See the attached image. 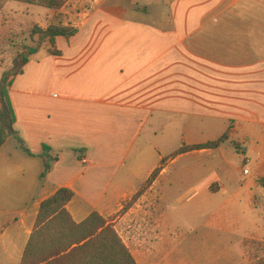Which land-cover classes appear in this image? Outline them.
Wrapping results in <instances>:
<instances>
[{
	"label": "crops",
	"instance_id": "0c3cea01",
	"mask_svg": "<svg viewBox=\"0 0 264 264\" xmlns=\"http://www.w3.org/2000/svg\"><path fill=\"white\" fill-rule=\"evenodd\" d=\"M133 2L126 10L136 15L122 16L119 0H69L62 8L69 21L61 24L76 27L77 34L57 37L59 54L32 55L14 78L15 129L35 155L47 147L55 160L41 179V157L26 154L13 137L0 148V264H21L41 202L62 187L75 193L67 208L76 222L93 211L105 218L120 212L111 221L120 234L134 210L121 211L122 201L159 166H149L145 152L168 115L189 120L193 137L187 138L195 140L189 145L225 133L262 139L264 0ZM138 13L144 19L135 18ZM201 133L212 137L197 141ZM226 145L198 152L232 154ZM132 158L130 176H121ZM217 160L205 170L218 172L228 163ZM170 165L149 187L148 192L158 184L157 203L164 200L160 184ZM205 170L190 165L181 172ZM160 219L158 204L159 224Z\"/></svg>",
	"mask_w": 264,
	"mask_h": 264
},
{
	"label": "rangeland",
	"instance_id": "374dc122",
	"mask_svg": "<svg viewBox=\"0 0 264 264\" xmlns=\"http://www.w3.org/2000/svg\"><path fill=\"white\" fill-rule=\"evenodd\" d=\"M119 1L125 7L119 15H136V12L126 10L134 5L133 0ZM107 4L112 5V2ZM73 5L70 3L66 8ZM159 6L163 7V4ZM164 7L169 17L170 8L168 5ZM62 8L49 9L0 0V81L4 71L13 66L17 53L39 41L38 36L31 37L35 26L47 28L69 21V15ZM142 15L138 13L134 17L142 19ZM154 16L153 13L147 18L152 21ZM50 49L51 46L44 43L40 55L50 53ZM167 117L166 122L163 120L165 129L150 135L148 152H145L149 166L159 161L158 167L162 166L163 171L171 164L160 184L164 200L157 203L158 184L148 192L146 182L132 198L122 201L124 207L121 211L131 207L134 210L124 227L119 229L121 238L138 264H255L264 256V187L259 183L264 178V155H248L246 152H264V131H261L262 139L256 140L230 137L227 133L224 144L227 143L232 154L224 151L223 155H211L193 150L185 152L187 155L175 156L179 148L191 146L189 141L195 140L187 138L188 119L184 116ZM189 135L193 137V134ZM197 135V141L212 137L206 133ZM159 156H162L160 160ZM136 159L127 161L121 169V176L124 173L130 176L129 167ZM212 160H227L228 163L218 172H208L205 169L210 168ZM190 165H202L206 172H181ZM139 180L134 179L137 183ZM145 192L148 194L141 199ZM231 196V203L225 205ZM158 204L161 224L157 220ZM117 215L107 220L111 222Z\"/></svg>",
	"mask_w": 264,
	"mask_h": 264
},
{
	"label": "trees",
	"instance_id": "16d2710c",
	"mask_svg": "<svg viewBox=\"0 0 264 264\" xmlns=\"http://www.w3.org/2000/svg\"><path fill=\"white\" fill-rule=\"evenodd\" d=\"M14 1L49 9H61L68 0ZM77 32L76 27L63 24H53L47 28L35 26L31 37L38 36L39 41L35 46L27 47L17 53L13 66L4 71L0 81V148L10 137H13L26 154L41 157L44 160L41 179L51 171V161L55 160V157L47 152L49 150L47 147L40 155H35L15 129L17 116L11 99V87L14 78L23 73L30 57L37 54L44 43L51 46V53L59 54L60 51L56 49L57 37L70 38ZM227 139L228 134L225 133L214 141L183 146L175 152V156L193 150L215 149ZM162 169L163 167L160 166L154 170L147 180L146 188L152 185ZM259 183L264 187V178H261ZM74 196L72 189L62 187L41 202L21 264H138L113 223L98 211L91 212L81 222L74 220L67 208ZM255 264H264V256Z\"/></svg>",
	"mask_w": 264,
	"mask_h": 264
}]
</instances>
